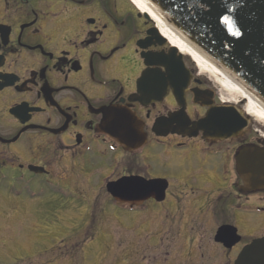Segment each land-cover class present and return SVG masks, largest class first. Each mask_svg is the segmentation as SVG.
I'll return each mask as SVG.
<instances>
[{"label":"flooded vegetation","instance_id":"obj_1","mask_svg":"<svg viewBox=\"0 0 264 264\" xmlns=\"http://www.w3.org/2000/svg\"><path fill=\"white\" fill-rule=\"evenodd\" d=\"M159 30L130 0H0V196L111 198L107 185L125 178L163 182L160 200L154 193L138 208L116 212L128 226L148 222L150 211L174 218L178 237L157 255L165 264H208L209 249H221V264H234L253 240L258 203L264 206V193L244 188L236 155L264 139L252 121L228 140L194 130L209 109L203 103L221 101L186 56L193 76L186 104L172 92L161 98L170 45ZM151 72L153 88L146 89L141 80ZM193 91L206 92L204 102H195ZM238 107L245 110L244 102ZM161 234H154V251Z\"/></svg>","mask_w":264,"mask_h":264},{"label":"rangeland","instance_id":"obj_2","mask_svg":"<svg viewBox=\"0 0 264 264\" xmlns=\"http://www.w3.org/2000/svg\"><path fill=\"white\" fill-rule=\"evenodd\" d=\"M201 73L219 89L221 101L239 104L241 100L233 103L232 95L224 93L213 75L205 69H201ZM252 124L253 133L262 139L264 123L253 118ZM110 199L44 194L20 202L0 196V264H165L164 256L161 260L157 255H164L170 248L169 243L178 237L173 231L174 218L163 215L165 212L150 211L145 214L149 216L148 222L137 218L136 224L128 226L121 213L109 203ZM262 205L258 203L257 214L253 216L250 239L264 237ZM161 230L164 242L159 251H154L152 240ZM179 230L183 242L188 230L186 227ZM243 236L246 235L243 233ZM92 237L96 238L93 243L81 244ZM60 239L71 244L66 246L59 242ZM183 243L188 244L187 241ZM58 246L60 251L55 248ZM205 251L208 264L227 262L218 255L221 249Z\"/></svg>","mask_w":264,"mask_h":264},{"label":"water","instance_id":"obj_3","mask_svg":"<svg viewBox=\"0 0 264 264\" xmlns=\"http://www.w3.org/2000/svg\"><path fill=\"white\" fill-rule=\"evenodd\" d=\"M150 1L170 25L230 71L264 103V0ZM174 53H178L177 48L172 49V55ZM181 59H167L174 66L167 65L168 74L163 75L162 98L170 86L178 101L184 100V88L189 77L181 70ZM238 119L231 109L216 108L207 114L198 127L206 133L213 131L227 135L239 132L246 126V123L237 124ZM237 171L247 191L264 192V147L243 148L237 155ZM130 183V180H123L118 186L109 188L120 204L126 200L122 193ZM140 184L137 182L134 185ZM139 199V196L134 198L135 201ZM223 231L220 230L217 240L223 241ZM235 264H264V238L246 246Z\"/></svg>","mask_w":264,"mask_h":264},{"label":"bare ground","instance_id":"obj_4","mask_svg":"<svg viewBox=\"0 0 264 264\" xmlns=\"http://www.w3.org/2000/svg\"><path fill=\"white\" fill-rule=\"evenodd\" d=\"M131 1L142 13H149L150 17L158 23L162 35L169 41V43L172 46L176 47L177 50L180 51V53L192 58L200 70L205 69L207 73L213 75L216 81L219 83L220 88L223 89L224 93H226L227 95H232V97L234 98V99L232 98L233 103L237 100H242L247 102L246 111L245 112L238 111V114L240 116H250L264 123V105L254 100L247 92L248 89L246 87H244L242 84L238 85L237 83H235L228 75H226V73H224L218 67L213 65L211 61L203 57L195 48L191 47L186 39L177 35L176 32L163 19L162 14L159 11H157L155 8H153L147 0H131ZM201 99L204 100V97H202ZM223 103H227L224 106L225 108L234 109L230 106V104H232L230 101L228 100L223 101ZM249 125L250 123L248 122V126ZM208 134L210 135V131L208 132ZM211 134L214 135L216 134V132L212 131ZM152 182L153 181H148V183L150 184L143 183V186L134 185L130 183V185L127 187L126 190L131 191L133 194H136V196H140V195L142 196L148 192L158 191L159 190L158 187L156 186L150 187L155 184ZM237 241L238 239H236L233 243H236Z\"/></svg>","mask_w":264,"mask_h":264}]
</instances>
